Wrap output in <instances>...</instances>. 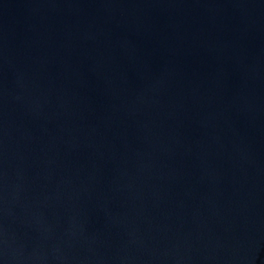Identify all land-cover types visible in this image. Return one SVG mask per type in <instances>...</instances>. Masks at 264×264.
<instances>
[{"label":"water","instance_id":"water-1","mask_svg":"<svg viewBox=\"0 0 264 264\" xmlns=\"http://www.w3.org/2000/svg\"><path fill=\"white\" fill-rule=\"evenodd\" d=\"M0 264H264V0H0Z\"/></svg>","mask_w":264,"mask_h":264}]
</instances>
